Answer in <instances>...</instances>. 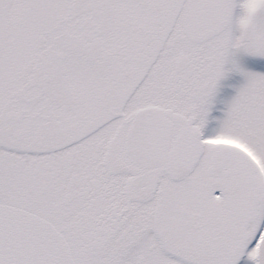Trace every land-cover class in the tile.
<instances>
[{
	"label": "snow or ice",
	"instance_id": "1",
	"mask_svg": "<svg viewBox=\"0 0 264 264\" xmlns=\"http://www.w3.org/2000/svg\"><path fill=\"white\" fill-rule=\"evenodd\" d=\"M0 264H264V0H0Z\"/></svg>",
	"mask_w": 264,
	"mask_h": 264
}]
</instances>
